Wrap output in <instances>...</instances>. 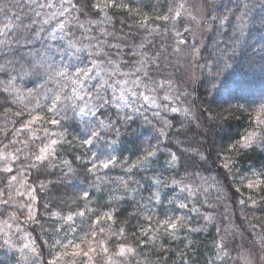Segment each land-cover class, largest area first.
Segmentation results:
<instances>
[{
    "label": "snow or ice",
    "instance_id": "1",
    "mask_svg": "<svg viewBox=\"0 0 264 264\" xmlns=\"http://www.w3.org/2000/svg\"><path fill=\"white\" fill-rule=\"evenodd\" d=\"M257 58L264 0H0V264H201L210 226L203 264H264V94L237 79ZM237 196L262 214L222 228Z\"/></svg>",
    "mask_w": 264,
    "mask_h": 264
},
{
    "label": "trees",
    "instance_id": "2",
    "mask_svg": "<svg viewBox=\"0 0 264 264\" xmlns=\"http://www.w3.org/2000/svg\"><path fill=\"white\" fill-rule=\"evenodd\" d=\"M257 39H259V36L257 35ZM255 71H251L249 69H247V67H245L244 69L241 70L242 73H246V75L237 76V79H244L247 81H250V89L251 92L253 93L251 98H259L260 95L264 94V76L261 75L260 71H259V61L257 58V62L255 64ZM227 98L224 96H221L220 98H218L215 102H211V100H209V103H211V107L215 112H223L224 108L228 107V104L226 102ZM235 102V101H233ZM243 102V101H241ZM208 106V104H205L204 106L201 107V111H203L204 108H206ZM247 125V119L246 116H240L238 119H229L227 124H223L221 123V126L215 128L214 130H212L211 132V137H209V140L215 141V149L219 148L221 150V148H225L227 147V145L229 143H231V141L237 137V135L243 130V127ZM204 130V129H201ZM136 151V147L134 144H128L126 151H125V155H128L129 153L135 152ZM255 159V157H254ZM248 163L251 162H243L242 159V163L240 165V168H246L248 166ZM164 166V156L160 157V161L159 163L156 165V167L158 169L163 168ZM213 175L216 174L215 169L213 170ZM205 175H207V173H205ZM221 181L223 183H230V181H225V178L223 175H221L220 177ZM43 194H41L42 196ZM71 196V195H75V193L72 191V189H67L65 190L64 188H60L58 191L54 190L53 194H50V199H53V201H55V197L56 196ZM217 195V193L214 190L210 191V196L213 198H215V196ZM226 195L231 196V193H226ZM238 196L236 197L235 200H233L232 198H229V201H232L233 204V215L234 218L236 219L237 222H235L236 225L240 226L242 225L243 228L247 229L248 228V220H251L250 217L248 216V209L244 206L239 205L238 202ZM106 199V197L102 198V203L103 200ZM225 201L219 202L218 207L215 209V213L218 217L217 222L221 223L222 228L224 226H228V227H232V222L231 225L228 224V221H224L223 220V215L225 214V205H224ZM228 203V201L226 202ZM130 210L128 205H125L122 209L121 212L119 214V218L116 224V227H119L120 223L127 217V211ZM41 211H43V209L41 208ZM164 209H161V212H163ZM258 215L260 216L262 213L258 210L257 211ZM227 215H229V213H226ZM230 216V215H229ZM245 216H247L248 220H245ZM194 224L196 222L199 223H203L202 220H197L196 217H194ZM246 222V223H245ZM234 223V222H233ZM245 225V226H244ZM215 235V228L213 226H210L207 232H202V233H194L193 234V238L195 239V241L197 242V245L199 246V250L201 253V264H203L204 262V255L207 252H210L212 249V245H213V236ZM154 258V257H153Z\"/></svg>",
    "mask_w": 264,
    "mask_h": 264
},
{
    "label": "rangeland",
    "instance_id": "3",
    "mask_svg": "<svg viewBox=\"0 0 264 264\" xmlns=\"http://www.w3.org/2000/svg\"><path fill=\"white\" fill-rule=\"evenodd\" d=\"M191 2L196 3L197 0H191ZM206 130H207V129L205 128V129L202 130V131H206ZM213 130H214V129H213ZM209 137H211V134H210ZM215 151H220V149L217 148V149H215ZM241 170L243 171L244 168L242 167ZM230 183H231V181H230ZM227 201H228V203H226ZM227 201H225L224 205H225V209H226V207H227V213H229V215H230V217H231L232 227L239 228L240 226H238V225L235 224V222H237V221H236V219L234 218V215H233L234 210H233V204H232V201H229V200H227ZM247 211H248L247 213H248V216L250 217V219L252 218L253 213H255V215L259 216L258 213H257V211H258L257 209H248ZM233 222H234V223H233ZM245 223H246V222H245ZM244 226H245V225H244ZM241 227H242V225H241ZM245 239H246V241H248V242L250 243V239L247 237V234H245Z\"/></svg>",
    "mask_w": 264,
    "mask_h": 264
}]
</instances>
